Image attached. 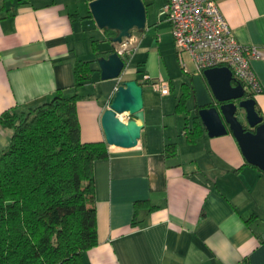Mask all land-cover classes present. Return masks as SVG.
I'll return each instance as SVG.
<instances>
[{
  "label": "crops",
  "instance_id": "1",
  "mask_svg": "<svg viewBox=\"0 0 264 264\" xmlns=\"http://www.w3.org/2000/svg\"><path fill=\"white\" fill-rule=\"evenodd\" d=\"M143 1L147 24L132 32L126 71L103 80L98 59L117 45L89 18L90 0H0V116L35 107L57 91L77 94L81 141L106 143L102 117L117 88L136 80L144 89L140 144L106 143L108 158L94 164L98 244L84 253V264H264V172L247 163L231 132L186 140L196 98L188 116L176 113L172 94L185 75L193 87L192 62L175 47L163 14L167 0L153 12L152 2ZM219 7L236 40L263 55L252 66L263 86L253 99L264 119V0H221ZM79 60L91 62L94 74L76 88ZM156 81L167 82L170 94L156 91ZM9 142L0 126V149ZM169 144L177 145L176 155L165 152Z\"/></svg>",
  "mask_w": 264,
  "mask_h": 264
},
{
  "label": "trees",
  "instance_id": "2",
  "mask_svg": "<svg viewBox=\"0 0 264 264\" xmlns=\"http://www.w3.org/2000/svg\"><path fill=\"white\" fill-rule=\"evenodd\" d=\"M105 32L109 41L117 35ZM91 64L76 62V88L92 79ZM183 88L176 113H189L186 100L195 96L193 87ZM78 100L57 91L35 107L0 116L10 132L0 149V264H84V253L98 244L94 164L108 158L109 149L105 142L81 141ZM198 111L193 128H185L192 144L206 135ZM176 151V144L166 146L167 154Z\"/></svg>",
  "mask_w": 264,
  "mask_h": 264
},
{
  "label": "water",
  "instance_id": "3",
  "mask_svg": "<svg viewBox=\"0 0 264 264\" xmlns=\"http://www.w3.org/2000/svg\"><path fill=\"white\" fill-rule=\"evenodd\" d=\"M90 12L101 30L117 32L111 42L121 44L134 30L144 31L147 8L143 0H90ZM103 80L119 79L126 71L125 60L114 50L98 59ZM236 82L228 67L208 69L192 78L198 116L211 138L232 133L247 163L264 172V119L256 102ZM244 112L245 120L239 118ZM247 127H246V125ZM145 125L144 89L136 80L117 88L102 128L109 146L131 149L139 146ZM249 128V129H248Z\"/></svg>",
  "mask_w": 264,
  "mask_h": 264
},
{
  "label": "built area",
  "instance_id": "4",
  "mask_svg": "<svg viewBox=\"0 0 264 264\" xmlns=\"http://www.w3.org/2000/svg\"><path fill=\"white\" fill-rule=\"evenodd\" d=\"M220 1L167 0L163 14L172 26L176 49L180 54H188L194 64L195 75H203L208 69L228 67L247 95L255 96L263 92V86L252 63L263 55L258 48L242 45L236 40L220 10ZM135 44L136 39H125L115 47V51L125 58L135 50ZM181 66L183 69L186 67L184 61H181ZM152 87L162 95L171 92L169 84L164 81H156Z\"/></svg>",
  "mask_w": 264,
  "mask_h": 264
},
{
  "label": "rangeland",
  "instance_id": "5",
  "mask_svg": "<svg viewBox=\"0 0 264 264\" xmlns=\"http://www.w3.org/2000/svg\"><path fill=\"white\" fill-rule=\"evenodd\" d=\"M146 1H148V2H152V4L149 6V11L150 12H153L155 9L157 10L158 9V7L160 6V4H161V1L162 0H146ZM94 23V22H93ZM96 27V26H95ZM87 42H88V44L90 43L91 44V40H89V39H87ZM189 69H190V73L191 74H194V72H195V67H194V65L192 64V63H190L189 62ZM184 81H182V82H180V81H178V82H176V85H175V92L172 94V98H173V101L175 102V103H177L178 102V100H179V98L182 96V94L184 93V88H183V83L184 82H187V84H188V86H189V84H190V78L188 77V76H186L185 75V77H184V79H183ZM186 106H187V108H188V110H192L193 109V107H194V102H193V98L190 96V97H188L187 98V100H186ZM190 108V109H189ZM189 114L190 113H186V115H188L189 116ZM239 118L241 119V120H245V114H244V112H240L239 113Z\"/></svg>",
  "mask_w": 264,
  "mask_h": 264
}]
</instances>
